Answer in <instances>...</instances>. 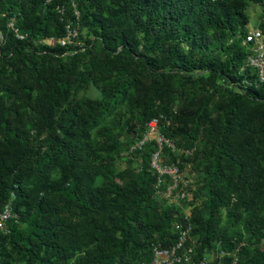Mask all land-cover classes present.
I'll return each instance as SVG.
<instances>
[{
	"label": "trees",
	"instance_id": "obj_1",
	"mask_svg": "<svg viewBox=\"0 0 264 264\" xmlns=\"http://www.w3.org/2000/svg\"><path fill=\"white\" fill-rule=\"evenodd\" d=\"M46 1L0 0V213L12 201L14 214L0 264H140L154 245L176 243L183 211L155 199L156 144L135 151L141 173L114 171L120 142L106 123L126 109L136 140L165 116L161 131L177 147L205 144L196 157L206 177L189 203L201 199L196 260L220 245L238 251L237 264H264V83L244 44L248 5L264 0H75L90 37L77 51L43 43L78 24L73 0ZM13 16L27 39L8 30ZM170 151L162 162L183 171ZM223 210L243 231L222 227Z\"/></svg>",
	"mask_w": 264,
	"mask_h": 264
},
{
	"label": "built area",
	"instance_id": "obj_2",
	"mask_svg": "<svg viewBox=\"0 0 264 264\" xmlns=\"http://www.w3.org/2000/svg\"><path fill=\"white\" fill-rule=\"evenodd\" d=\"M52 0H47L50 3ZM61 16H64L65 10L58 9ZM15 16L9 18L7 28L19 40L27 39V34L20 31L16 25ZM75 20L79 24L80 15L75 13ZM79 29L75 27L73 21L66 24V34L62 38L49 37L43 41L48 46L74 47L81 45L77 43ZM4 42L3 33L0 31V45ZM245 45L250 46L251 54L247 59V66L252 67L258 74L260 83H264V32L259 29L250 30L244 40ZM83 49V48H81ZM163 117L154 118L147 126L146 132L137 139L132 150L139 151L151 142L156 144V151L150 158V170L156 177L157 195L163 196L169 205H180L189 200L187 184L177 163H163L162 157L165 148L175 149L172 140L168 139L161 131V121ZM14 217L12 201L7 203L0 213V231L6 230L7 222ZM174 233L177 236L176 243L168 248L160 244L154 245L152 249L153 259L151 262H142L140 264H212L207 254L200 260H196V241L193 239V224L191 214H184L181 221L174 224ZM234 258V253L222 252L218 254L216 260L222 264L225 257ZM231 264H237L234 258Z\"/></svg>",
	"mask_w": 264,
	"mask_h": 264
},
{
	"label": "rangeland",
	"instance_id": "obj_3",
	"mask_svg": "<svg viewBox=\"0 0 264 264\" xmlns=\"http://www.w3.org/2000/svg\"><path fill=\"white\" fill-rule=\"evenodd\" d=\"M45 4H49L47 1ZM72 11L73 13L78 12L80 15L81 19V14L80 10L78 8V2H75L73 0L72 4ZM247 14L250 19L249 23V31L252 29H259V25L261 22H264V6L260 4H254V3H249L248 8H247ZM16 23H17V18H15ZM75 23V21H73ZM80 22V21H79ZM75 27L79 29L78 32V38H77V43L81 45V48H84L87 46L88 41L90 39L89 37V32L85 28H81L80 24H76ZM262 31V30H261ZM80 47L75 46V50L77 51ZM87 95L89 97L97 98L100 97V93L97 91V89L93 88L91 89ZM176 108V105L174 106ZM129 110H124L122 114H120V117H115L112 118L106 123V125H109L113 130H115V133L117 134V138L119 139L120 142V147L117 155H114V162H113V167L114 171L116 174L122 173V175L125 177V179H129L134 177L136 174H139L142 172V167H143V162H142V155L140 153H136L135 151L132 150L135 142L137 141L136 138H134V135L129 132L130 128L127 126H124L125 120L130 116ZM165 120L166 125H171L172 121L165 116H163ZM121 119V122L120 120ZM94 139H98V137H94ZM173 142V141H172ZM174 145L176 142H173ZM205 144L202 140H199L196 144L195 147L192 150L185 149V148H180L175 145V149H170L171 151L165 154L166 160H169L170 155L173 154L177 158H179L180 163L183 164V175L187 184V191L190 190L189 193V200L181 203L179 206L182 207L183 215L184 214H191L192 215V210L194 206L199 207L201 203V199H198L195 203H192V206L189 204L192 200V194H194L204 183L206 174L203 171V165H200V161L197 160L196 155L203 150ZM143 148L142 150H144ZM140 151V150H139ZM135 153V154H134ZM181 156L185 157V161H182L180 158ZM119 180V179H117ZM104 182H106V178L101 177L98 178L97 180V185H101ZM156 201L159 203L160 208L163 209L165 206L168 205L167 200L160 195L155 196ZM222 227L225 228L229 234L235 235L237 232L243 231V226L238 225V226H231L227 222V214L226 211H222ZM193 239L196 241V246H197V238L193 237ZM220 245L218 247L210 252L207 253V256L212 259V264H219V261L216 260V257L218 254L224 252H220ZM238 251L234 253L235 256L234 258L239 260L238 256ZM222 264H225L222 262Z\"/></svg>",
	"mask_w": 264,
	"mask_h": 264
}]
</instances>
